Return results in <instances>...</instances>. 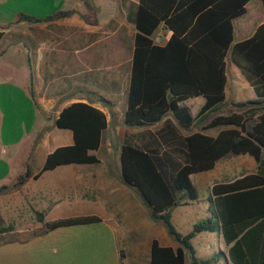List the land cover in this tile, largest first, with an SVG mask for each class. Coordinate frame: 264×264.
I'll return each mask as SVG.
<instances>
[{
  "label": "crops",
  "instance_id": "obj_1",
  "mask_svg": "<svg viewBox=\"0 0 264 264\" xmlns=\"http://www.w3.org/2000/svg\"><path fill=\"white\" fill-rule=\"evenodd\" d=\"M137 1L0 0L3 32L0 38V264H50L52 257L59 260L68 253V240L78 236L77 231H87L89 234L84 239L90 241V244L84 243L88 246H83L89 259L77 264H118L120 250L125 253L123 264H127L128 240L140 229L130 230L121 214L125 213V205L132 202L134 207L150 212L138 193L121 179L120 148L125 137L129 136L137 144L149 142L144 132L160 129L166 120L182 135L193 131L217 134L220 127H208L206 119L183 129L171 113L150 127L124 123L136 31L130 12ZM253 1L235 19L240 20L238 30L244 38L264 22L262 0L250 12ZM52 6L56 10L50 12ZM59 11L69 13L50 17ZM20 14L36 20L19 19ZM126 22L134 26L128 24L132 29L131 51L129 48L126 51L115 38ZM170 34L160 25L154 39L164 43ZM236 68L234 64L230 66L234 75L229 78L226 61L224 106L231 101L242 103L257 99L240 71L237 75ZM241 76L246 82H242ZM77 101L90 103L105 113L107 126L102 131L99 147L107 145L110 151L114 147L115 161L106 164L92 150L90 153L98 159L96 163L62 164L41 172L50 152L73 144L72 131L58 127L56 119L64 107ZM204 103V97L194 96L182 104L195 117ZM205 171L214 172V178L195 180L199 172L190 175L198 198L176 206L171 212V219L175 218L179 225H175L176 229L183 234L198 220L211 215L208 195L215 183L257 174L258 163L249 154L232 155L218 159ZM83 215H96L100 221L53 230L44 228L45 222ZM154 222H144L141 228H152ZM153 238L162 245L178 246L163 230L157 236L153 233L149 250ZM237 240V249L231 254L233 259L241 264L262 263L264 217L244 228L236 225L234 241ZM191 242L199 258H208L221 250L227 256L226 264H234L228 258L233 242L226 244L220 229L199 233Z\"/></svg>",
  "mask_w": 264,
  "mask_h": 264
},
{
  "label": "trees",
  "instance_id": "obj_2",
  "mask_svg": "<svg viewBox=\"0 0 264 264\" xmlns=\"http://www.w3.org/2000/svg\"><path fill=\"white\" fill-rule=\"evenodd\" d=\"M249 1L138 0L130 12L136 31L124 123L150 127L171 113L183 129L203 119L210 128L220 127L215 136L200 131L182 135L166 120L160 129L144 132L149 142L137 144L125 137L120 148L122 181L138 193L151 217L160 220L178 242L172 247L153 238L149 264H186L187 255L189 264H226L227 256L221 250L199 258L191 242L199 233L218 229L226 244L233 242L228 258L241 264L231 255L238 245L235 226L244 228L264 217V22L247 38L234 41L233 22L246 12ZM68 13L59 11L50 17ZM18 18L36 20L26 14ZM160 25L171 32L164 43L154 39ZM228 55L257 99L234 103L235 111L223 113ZM194 96L205 98L195 117L182 104ZM56 125L72 131L73 144L50 152L41 172L62 164L98 162L90 151L98 149L107 126L103 111L90 103L73 102L59 112ZM239 154L251 155L258 163V173L215 183L208 195L211 215L198 220L186 234L179 232L172 223L173 208L198 198L190 175L211 169L220 158ZM99 221L96 215H83L45 222L44 228ZM124 258L120 250L118 264Z\"/></svg>",
  "mask_w": 264,
  "mask_h": 264
},
{
  "label": "rangeland",
  "instance_id": "obj_3",
  "mask_svg": "<svg viewBox=\"0 0 264 264\" xmlns=\"http://www.w3.org/2000/svg\"><path fill=\"white\" fill-rule=\"evenodd\" d=\"M258 5L259 0H254L250 5V12L252 10L256 9L255 7ZM56 10L55 7H51L50 12ZM55 13V12H54ZM52 13V14H54ZM240 20L237 19V21H234V28H235V33H234V41L240 40L244 37L239 33L238 26H239ZM129 25H132V23L126 22L124 23V27L119 30V32L115 35V38L117 39L118 42H120L122 45H124V48L126 51H128V48L132 49V29L130 31ZM134 27V26H133ZM227 74L229 78H231L234 73L230 69V66H232V62L229 58V55L227 56ZM237 75H240L239 70L236 68L235 69ZM242 82H246L243 76H241ZM228 87H230V84H228ZM230 104V105H229ZM233 101L227 102L223 109H221L223 113H227L230 111H235ZM190 106V104H189ZM96 155L99 156L104 163L109 164L111 162L115 161V149L113 147V150L110 151L107 148V145H101L97 150H96ZM248 156V155H244ZM198 176L195 178V180L198 177H204L207 180L210 178H214V172L210 171H205V172H199L197 173ZM133 200V199H132ZM125 213H122L121 216L124 219L126 226L131 230L134 229L135 231H139V233L132 234L134 235V238H131L128 240V246H127V259L126 263L127 264H149V240L153 236V233H157L166 230V227L160 220H154L150 214H147L144 212V210H140L137 207H134L133 202L132 204L126 206L125 205ZM173 217H174V212H173ZM175 219V218H174ZM172 219V223L174 225H179ZM154 222L156 223L152 228H148L147 230L141 228V225H143L144 222ZM144 226V225H143ZM179 230V229H178ZM167 231V230H166ZM182 232V230H179ZM87 231H77L76 234L78 236H75L71 238V240H68L69 244V250L68 253L65 254L64 256H61L58 260V258H53L50 260V264H56V262H60L61 264H77L83 261H87L89 259V254L85 253L83 246H88L85 244H90V241L84 239V235H88L89 233H86ZM86 233V234H85ZM175 240V239H174ZM176 241V240H175ZM85 243V244H84ZM83 244V245H82ZM87 248V247H86ZM186 264H189V256H186Z\"/></svg>",
  "mask_w": 264,
  "mask_h": 264
}]
</instances>
